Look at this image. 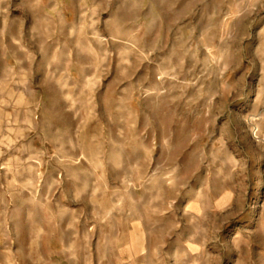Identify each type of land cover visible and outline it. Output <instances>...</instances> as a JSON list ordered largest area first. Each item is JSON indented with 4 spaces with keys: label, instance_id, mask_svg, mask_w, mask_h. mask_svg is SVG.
<instances>
[{
    "label": "rangeland",
    "instance_id": "374dc122",
    "mask_svg": "<svg viewBox=\"0 0 264 264\" xmlns=\"http://www.w3.org/2000/svg\"><path fill=\"white\" fill-rule=\"evenodd\" d=\"M0 264H264V0H0Z\"/></svg>",
    "mask_w": 264,
    "mask_h": 264
}]
</instances>
